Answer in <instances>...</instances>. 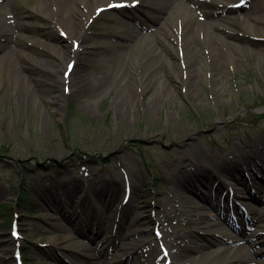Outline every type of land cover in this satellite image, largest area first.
<instances>
[{
    "label": "rangeland",
    "instance_id": "374dc122",
    "mask_svg": "<svg viewBox=\"0 0 264 264\" xmlns=\"http://www.w3.org/2000/svg\"><path fill=\"white\" fill-rule=\"evenodd\" d=\"M79 1L83 2L74 0V5H79ZM119 1L115 2L124 6L98 12L91 21V27L88 26L84 32L86 34H82L87 36L85 40L84 36H73L75 28L71 30L53 19L48 22V32L44 33V20L35 10L45 9L52 0H16L11 10L4 0H0V20L11 11L19 18L28 15L21 21L29 25L26 27L24 24L26 36L32 38L26 41L28 47L39 56L37 61L40 65L35 66L32 72L41 78L39 93H28L29 99L27 97L24 102L23 97L19 100L14 97L18 79L13 71L6 63L0 68V264H18L19 261L22 264H69V258L76 264H89L86 256L94 251L93 248L111 251L119 242L129 253H139L136 256L143 264H171L168 251L172 244L178 247L177 240L173 238L175 234L186 236L192 243L205 242V264H217L223 244H209L211 237L218 238L220 234H213L215 227L210 229L208 222L223 223L217 216V210L223 205L233 217H237L236 208L239 206L254 207L255 201L250 200L248 194L253 197L256 185H237L239 198L217 196L213 203L218 207L209 205L199 210L196 215H205L206 219L204 224L196 225V216L189 209L181 212L183 197L191 196L189 189H177V196H173L175 188L168 179L173 171L171 164L183 161V153L187 149L184 143L189 138H197L202 145L205 166L224 159L241 162L235 155L239 150L237 147L253 138L264 139V33L254 35L251 32L250 27L253 28L254 23L249 12L252 9L242 8L236 13L224 14L226 19L222 20V25L228 32L222 35L225 42L232 44L221 47L213 34L206 36L195 31L198 25H202L204 16L186 12L182 6L177 8L182 13L178 25L174 23L176 38H173L174 43L173 39L168 41L173 44L175 55L170 54L157 67H160L161 79L174 72L173 75L181 82L194 79V83H199L195 87L199 90L186 97L187 88L183 84L176 85L178 99L161 98L157 112L150 114L145 108L156 89L154 86L143 88L148 77L145 64L149 49L148 32L138 30L127 39L125 24L117 19L131 22L128 17L139 15L141 7L138 3H126L130 0ZM221 1L222 4L216 8L217 13L224 10L225 4L239 2ZM98 3L107 1L88 0L87 12ZM200 5L205 10H215L211 0H202ZM50 14L54 15V11L50 10ZM145 24L150 26L147 21ZM108 32L112 34L105 36ZM188 32H196L195 36L203 40L204 44L200 45L202 55L206 47L213 44L214 55L222 65L218 78L208 77L203 68L197 71L199 78L197 72L194 77L187 74L190 62L197 60L192 52L181 46ZM65 45L78 54L73 60L75 64L67 63ZM52 47L57 52H53ZM85 52L96 55L89 64L79 61ZM47 61L51 63L42 65ZM66 63L67 67H76V81H91L107 71L106 85L93 95L83 92L69 95L62 86L55 85V71H66ZM24 67L30 68L28 63H24ZM126 94L135 99L126 105L129 112L122 119L116 111L117 101ZM63 95H66L63 103L56 102L57 97ZM39 111L45 112L48 118L43 129L37 124ZM257 118L259 122H256ZM256 164L261 165V162L256 161ZM243 168L246 167H225L214 171V176L231 187L235 185L232 177L241 176ZM253 171L260 173L257 168L245 172L250 177ZM93 174L113 178L111 195L116 197V203L104 211L108 214L103 215L96 206L98 197L92 190L96 187ZM39 179L41 182L36 185ZM214 179L210 185L207 184L212 192L218 183ZM65 181L71 187L74 184L81 186L73 198L76 212L80 210L81 201L93 204L97 210L83 209L86 215L81 219L72 209L61 213L66 222L88 228V232L85 238L71 234L72 240L68 244H53L48 237L56 234L62 240L63 233H52L46 219L51 212L40 205L38 193L39 189H50L56 200L67 202ZM192 192L201 193L204 188L196 184ZM258 198L264 200V188L256 200ZM159 204L165 208L166 215H174L176 219L166 220L167 216L160 211ZM120 205L133 207L125 212ZM134 215L139 220L130 224L136 235L123 241L120 237L125 224ZM156 215H159L160 222ZM58 225L64 227L65 223L61 219ZM224 226L230 230L225 223ZM119 229L120 232H116ZM47 230L50 232L46 233ZM253 232L264 235L261 228H255ZM7 242H10L8 246ZM255 243L253 248L249 247L251 243L242 241L252 259L264 264V237ZM196 255L184 252L182 258L186 260ZM54 256H59L63 262L56 261Z\"/></svg>",
    "mask_w": 264,
    "mask_h": 264
},
{
    "label": "bare ground",
    "instance_id": "6f19581e",
    "mask_svg": "<svg viewBox=\"0 0 264 264\" xmlns=\"http://www.w3.org/2000/svg\"><path fill=\"white\" fill-rule=\"evenodd\" d=\"M107 3L105 4H94V7L90 12H87L88 0H83V2L79 1V5H74V0H52L50 6H46L44 9L35 10V12L41 13L39 16L44 20L43 28L44 33L48 32V28L50 27L48 22L50 20H55L58 23L62 22L64 25L69 28H75L76 32L73 33L74 37L80 38V36H84L83 38L86 40L87 36L82 35L86 32L87 27H91L92 19L98 15V12L102 10L114 9L109 5L118 4V2L112 0H105ZM119 1V0H118ZM233 1V0H227ZM239 2L235 4H225L224 10L221 13H217L216 8L218 5L222 4L221 0H211V4L214 5V9L205 10L200 5L202 0H130L126 3H138L141 7L139 15L128 17L131 19V22L128 20H121V18H116L125 24L127 39L132 38L138 30H143L148 32V42L149 45L147 58L145 59V64L148 67L147 79H145L143 83V88L154 86L156 91L151 95L149 101L147 102L145 110L150 114H155L157 112V107L160 106L161 98L169 97L173 101L178 99L179 94L175 90V86L179 84H183L184 87L187 88L186 94L188 96L193 95L195 92L199 90L196 87V83H194L192 79L191 81L181 82L177 77L170 72L169 76L166 79H161L160 77V67H157L158 63H162L166 57L170 54L175 55L173 44V38H176V32L173 30L176 25H178V21L180 20L181 11L178 12V7H184V11L189 12H197V14L203 18L202 25L197 26L195 31L197 33L203 32L204 35L208 36L213 34L216 36V43L219 46H225L227 44H232V42H225V37L222 35L227 33V28L222 25V20L226 19L224 14L229 15L230 13H236L240 11L242 8L252 9L249 12L251 16V21L254 23V27L251 28V32L254 35H259L264 33V0H238ZM6 6L9 9H13L14 3L16 0H4ZM121 2V1H119ZM102 3V2H101ZM178 8V9H177ZM50 10L54 11V15L50 14ZM86 12V13H85ZM258 14L257 16H255ZM27 16L16 17L12 11L9 13L7 17L3 20H0V68L6 63L7 66L13 71L15 78L18 79V83L15 87V99L19 100L20 98H24L27 100L28 93L30 94H38L40 90V86L38 82H41V78L39 75L34 74L32 69L40 65L37 61L38 54L35 50L28 47L27 42L29 39H32L29 36H26L25 31L26 27H28V23L25 21H21V19H26ZM148 22L150 26L146 25L145 22ZM163 21V24H161ZM201 28V29H200ZM247 28V26H245ZM158 30L161 33H158ZM170 31H173L172 33ZM196 33V32H195ZM195 33L188 32L186 34V38L183 39L182 48L185 51H190L194 54L193 58H197L195 62H190L191 64L187 67V74L194 77V74L200 69H205L207 71L208 77L218 78V75L221 73V62L214 55V46L213 44L207 46L205 49V53H201L203 45V40H199V36H195ZM86 34V33H84ZM112 33L108 32L104 34L105 36H110ZM233 34V33H231ZM126 40V39H125ZM32 41V40H30ZM169 41V42H168ZM174 43V39H173ZM200 46V48H199ZM105 47V46H104ZM179 47V46H178ZM66 51V60L68 64H75L74 59L77 57V53L74 50H69L68 47L64 46ZM211 48V49H210ZM87 49V48H86ZM88 50V49H87ZM53 52H57L55 47H52ZM206 55V56H205ZM205 56V57H203ZM96 55L91 52H85L83 58H81L80 62L91 63L93 59H95ZM62 61H65V58H61ZM210 62L207 64L205 62ZM24 63H28L30 68H25ZM51 63L50 61L42 63L47 65ZM67 63L65 64L67 67ZM148 64V65H147ZM72 66V65H71ZM65 67V66H64ZM76 67L69 66L66 71L59 72L55 71V85L62 86L63 89L69 94H73L75 92H83L89 95L95 94L96 91L101 89L106 85V82L109 78L108 72L103 71L102 75L93 79L91 81H76L74 79V75L76 72ZM209 72V73H208ZM149 73V75H148ZM171 75V77H170ZM197 78H199V73L197 72ZM218 80V79H217ZM59 96L56 99V102L63 103L66 97ZM29 99V97H28ZM135 99L131 95L126 94L118 99L117 101V112L120 117L123 119L128 115V110L125 108L126 105L130 104L131 101ZM38 116L37 124L42 129L47 126L48 118L45 112H38L36 114ZM184 146L187 148L183 153L184 159L183 161H176L171 164L173 167V171L169 175L168 179L173 184L175 191H173V196H177V189H189L190 198L184 199V208L181 209V212L186 210H190L193 216H196L195 224L200 225L205 223V215L197 216L196 214L199 210L205 208V206L213 205V207H218L216 203H213L217 196L223 195L227 198L229 197H238L239 187L237 185H241L243 187L255 184V191L252 193V196L248 194L250 200L255 201L253 206H239L236 208L237 217L230 216L228 213V208L222 206V208L218 209L217 216L223 223H216L214 221L208 222V227L210 229L215 227L214 232L220 234L218 238H210L209 244H220L222 243L220 260L217 264H261V261H257L252 259V256L248 252V249L242 244L241 239H238L239 236L245 237L246 243L250 244L249 247H255L254 244H257V240L264 237L262 233H252L247 237L249 232L254 228H261L264 230V200L258 198L257 200L254 197H257L258 193L262 192L264 188V139L263 138H253L252 140L246 142L242 145V147H237L238 152L235 154L236 157H240L242 160L238 162L236 160L224 159L223 162H219L217 164L211 163V165H204V157L202 156V145L199 143L197 138L192 137L184 143ZM263 158V159H262ZM256 161L261 162V165H257ZM214 164V165H213ZM243 173L238 178L232 177L235 181V185L228 187L225 183L220 179L214 176V171L218 169H222L225 167L228 168H236L243 167ZM254 168L259 170V174L251 172V176L249 177L245 171H252ZM90 173V172H89ZM229 175V173H227ZM37 178H39V174H36ZM215 178V179H214ZM217 180V186L213 189V192L207 184L210 185L211 180ZM93 180L96 181V187H93V191L98 197V203L96 204L97 208L102 210L101 213L103 215L108 214L104 213L105 210L112 208L115 206L116 197L113 198L111 182L113 178H101L97 174H93ZM39 182H35V184H40ZM198 184L199 186H203L204 192H192V187ZM173 188V189H174ZM191 189V190H190ZM65 197H67V202H62L61 200H56L54 198V194L50 189L41 190L39 189L38 198L39 203L42 207L49 210L51 213L47 216V220L50 223L52 233L62 232V240L58 237V235H53L52 237H48V240L53 242V244H68L71 242V234H74L78 237L85 238L86 233L88 232V228H80L76 223L66 222L63 217H61V213L67 211V209L76 210L75 193L81 190V186L79 184H74L72 187L68 186L65 181ZM211 192V193H210ZM239 198V197H238ZM132 205V204H131ZM120 205L122 209L126 212L127 209L132 208L133 206ZM246 205V203H245ZM262 205V206H261ZM96 206L91 203H86L85 201H81L79 203L78 208L80 209L78 212H74L77 218H82L86 215L85 210L83 209H92L97 210ZM160 211L166 215V210L164 207L158 205ZM138 215V213L136 212ZM168 221H174L176 218L174 215H166ZM160 222L159 215L155 217ZM63 220L65 223L64 227H60L58 225L59 220ZM132 220V221H131ZM139 220L138 216H133V219H130L125 224V231L122 232L125 234L121 235V239L126 241L128 238H134L136 232L132 229V224ZM157 223V221L155 222ZM224 223L229 226V231L225 228ZM162 226V225H161ZM121 228V227H120ZM207 228V227H206ZM164 229V228H163ZM56 231V232H55ZM212 231V230H211ZM50 230H47L46 233H49ZM113 231H106L105 233H110ZM120 232V229L117 230ZM100 233V232H98ZM95 234L96 235H98ZM176 235V236H175ZM173 238L177 240V246L171 245V250L168 251V254L171 258V264H205L204 256L207 255V252L204 250L207 248L205 242L202 243H192L186 236H179L175 234ZM233 243L234 245H231ZM10 242H7V246ZM120 244V242H119ZM114 246L113 250H104L93 248V252L86 256V259L89 260V264H143L138 258L136 254H131L121 245ZM143 245V244H142ZM202 249V250H201ZM142 251V248L140 249ZM173 251V252H172ZM184 252H192L197 253L196 256H191L188 259L184 260L182 257ZM264 254V252L262 253ZM56 261L60 263L63 262V259L59 256H54ZM113 261H109L110 259ZM69 264H76L72 258L68 259ZM83 262H77V264H82Z\"/></svg>",
    "mask_w": 264,
    "mask_h": 264
},
{
    "label": "snow or ice",
    "instance_id": "6c2138e0",
    "mask_svg": "<svg viewBox=\"0 0 264 264\" xmlns=\"http://www.w3.org/2000/svg\"><path fill=\"white\" fill-rule=\"evenodd\" d=\"M110 7H122L124 5H118V4H113V5H109ZM71 65H69V69L71 70Z\"/></svg>",
    "mask_w": 264,
    "mask_h": 264
},
{
    "label": "trees",
    "instance_id": "16d2710c",
    "mask_svg": "<svg viewBox=\"0 0 264 264\" xmlns=\"http://www.w3.org/2000/svg\"><path fill=\"white\" fill-rule=\"evenodd\" d=\"M258 120L256 121V122H259L260 121V119L259 118H257Z\"/></svg>",
    "mask_w": 264,
    "mask_h": 264
}]
</instances>
